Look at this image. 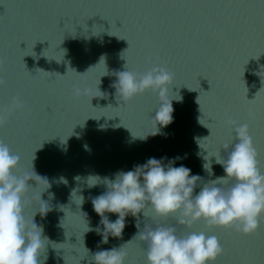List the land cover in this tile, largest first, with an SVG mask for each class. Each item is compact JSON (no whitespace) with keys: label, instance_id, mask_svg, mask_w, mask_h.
<instances>
[{"label":"water","instance_id":"water-1","mask_svg":"<svg viewBox=\"0 0 264 264\" xmlns=\"http://www.w3.org/2000/svg\"><path fill=\"white\" fill-rule=\"evenodd\" d=\"M154 66L174 74L173 91L183 99L173 101L174 122L153 136L158 95L147 91L123 103L112 85L126 68L143 74ZM243 123L264 173V0H66L26 214L31 226L37 212L34 221L47 238L43 264H95L97 251L131 240L124 245L126 264H147L148 244L133 238L157 225L174 226L178 235L215 234L223 247L215 264H264V219L255 234L244 235L235 228L210 230L204 222L188 228L146 208L147 217L129 215L122 236L102 243L104 226L92 198L107 189L88 184L91 175L114 179L150 157L179 156L175 166L183 164L202 178L199 192L203 184L226 176L216 159H227L237 142L235 127ZM223 186L230 188L232 181ZM41 199L49 207L46 215L39 213Z\"/></svg>","mask_w":264,"mask_h":264},{"label":"clouds","instance_id":"clouds-1","mask_svg":"<svg viewBox=\"0 0 264 264\" xmlns=\"http://www.w3.org/2000/svg\"><path fill=\"white\" fill-rule=\"evenodd\" d=\"M102 61H105L103 56L99 64ZM117 75L118 81L112 86L117 90V99L123 103L147 91L158 95L160 103L152 117L156 121V131L149 135L162 134L161 129L174 122L173 101L181 102L183 99L178 91H173L174 74L165 67L154 66L143 74L126 68ZM3 84L4 81L0 80V86ZM173 92L178 93V98L171 95ZM197 102L200 105L199 97ZM20 107L22 104L14 98L12 108ZM5 122L4 116L0 115V126ZM235 132L237 142L227 159H216V163L223 166L226 176L203 184L199 192L195 189L202 178L193 175L191 169L183 164L175 166V161L182 159L179 156L150 157L132 170L115 173L114 179L89 176V187L103 183L107 189L92 198L93 208L104 226L102 243L107 244L109 236H122L129 215L138 217L143 213L147 217L146 208L161 219L174 217L178 224L188 228L204 222L210 230L235 228L244 235L255 234L264 219V173L258 166V154L249 125L239 124ZM148 136L140 139L146 140ZM164 160H169V163L165 164ZM19 165L20 156L0 141V264H43L40 257L47 238L43 235V228L34 221L37 212L31 219V226L25 215L27 195L33 188V173L17 175ZM204 168L209 172L208 162ZM33 172L48 183L46 178L36 174L34 168ZM226 180L232 181L230 188L223 186ZM80 197L83 204L84 198ZM42 203L44 207L39 213L46 215L49 207L43 200ZM106 213L115 214L117 218L109 220ZM95 231L101 232L100 228ZM137 237L148 244L147 264H215L223 254L219 238L204 231L178 235L174 226L157 225L154 228L146 226L143 232L139 230L133 239ZM124 245L97 251L93 256L95 264H126Z\"/></svg>","mask_w":264,"mask_h":264}]
</instances>
